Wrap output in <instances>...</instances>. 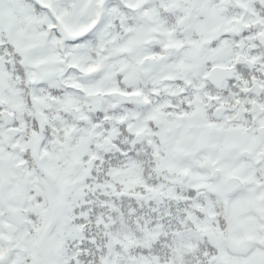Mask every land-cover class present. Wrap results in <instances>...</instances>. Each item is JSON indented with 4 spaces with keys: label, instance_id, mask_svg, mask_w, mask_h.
Segmentation results:
<instances>
[{
    "label": "snow or ice",
    "instance_id": "snow-or-ice-1",
    "mask_svg": "<svg viewBox=\"0 0 264 264\" xmlns=\"http://www.w3.org/2000/svg\"><path fill=\"white\" fill-rule=\"evenodd\" d=\"M0 264H264V0H0Z\"/></svg>",
    "mask_w": 264,
    "mask_h": 264
}]
</instances>
